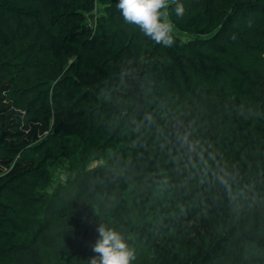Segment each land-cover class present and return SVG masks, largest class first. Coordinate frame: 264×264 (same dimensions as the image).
<instances>
[{
	"label": "trees",
	"instance_id": "trees-1",
	"mask_svg": "<svg viewBox=\"0 0 264 264\" xmlns=\"http://www.w3.org/2000/svg\"><path fill=\"white\" fill-rule=\"evenodd\" d=\"M181 2L0 0V264H264V0Z\"/></svg>",
	"mask_w": 264,
	"mask_h": 264
},
{
	"label": "clouds",
	"instance_id": "clouds-1",
	"mask_svg": "<svg viewBox=\"0 0 264 264\" xmlns=\"http://www.w3.org/2000/svg\"><path fill=\"white\" fill-rule=\"evenodd\" d=\"M116 7L123 20L137 26L156 44L171 47L174 44L173 25L168 19L169 0H117ZM174 14L182 16L185 8L181 0H175ZM98 238L93 245L97 254L91 264H133L134 249L116 228L99 224Z\"/></svg>",
	"mask_w": 264,
	"mask_h": 264
},
{
	"label": "rangeland",
	"instance_id": "rangeland-1",
	"mask_svg": "<svg viewBox=\"0 0 264 264\" xmlns=\"http://www.w3.org/2000/svg\"><path fill=\"white\" fill-rule=\"evenodd\" d=\"M99 162H93L92 163V165H96V164H98ZM69 163H68V161H65V160H62L61 162H60V165H59V170H57V172L55 173V176H54V179H53V182H52V185H54V184H56V183H59V182H61V181H63L64 180V174H65V172H64V167L66 166V165H68Z\"/></svg>",
	"mask_w": 264,
	"mask_h": 264
},
{
	"label": "built area",
	"instance_id": "built-area-1",
	"mask_svg": "<svg viewBox=\"0 0 264 264\" xmlns=\"http://www.w3.org/2000/svg\"><path fill=\"white\" fill-rule=\"evenodd\" d=\"M91 18V17H90Z\"/></svg>",
	"mask_w": 264,
	"mask_h": 264
}]
</instances>
